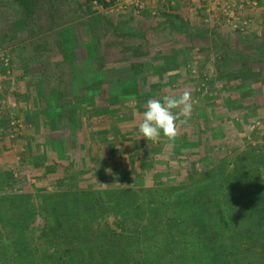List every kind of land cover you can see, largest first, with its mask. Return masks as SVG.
Instances as JSON below:
<instances>
[{
	"label": "rangeland",
	"instance_id": "obj_1",
	"mask_svg": "<svg viewBox=\"0 0 264 264\" xmlns=\"http://www.w3.org/2000/svg\"><path fill=\"white\" fill-rule=\"evenodd\" d=\"M35 1L36 17L28 21L14 0H0V72L21 75L6 84L8 92L0 85V198H5L0 205L25 201L34 211L22 232L8 225L20 220L19 211L5 214L7 225L0 221V264H56V255L69 261L70 252L84 264H112L111 253L128 232L147 233L135 215L149 191L160 204L192 186L208 188L225 164L230 171L240 162L247 144L262 142L264 30L259 24L254 30L243 27L237 0L226 1L229 9L214 18L218 24L212 18L205 22L197 11L184 12L182 0H159L154 13L149 0L142 8L123 0H104L108 6L99 0ZM253 1L247 12L258 15L260 0ZM45 62L53 75L47 82L39 77ZM185 89L196 103L176 140L140 138L146 102ZM20 93L27 97L19 106ZM57 95L64 107L55 126L50 111ZM11 174L16 181L8 185L17 191L2 184ZM69 197L74 206L63 205ZM207 211L200 232L223 264L228 259L219 257L223 242L232 241L239 217L221 238L217 215ZM47 224L51 229L45 234ZM78 245L85 252L75 254ZM138 246L142 250L146 243ZM262 248L250 246L254 264L264 262ZM250 251L242 257L249 259ZM189 252L190 259L193 252L202 255L197 245ZM196 254L192 260L201 264Z\"/></svg>",
	"mask_w": 264,
	"mask_h": 264
},
{
	"label": "trees",
	"instance_id": "obj_2",
	"mask_svg": "<svg viewBox=\"0 0 264 264\" xmlns=\"http://www.w3.org/2000/svg\"><path fill=\"white\" fill-rule=\"evenodd\" d=\"M99 2L108 6V3H105L104 0H99ZM14 4L18 5L20 11H22V15L26 14V20L29 21L30 18L34 19V17H36V14H34L35 12L32 10L36 5L35 0H14ZM20 18L23 19V16H20ZM16 22L19 21L16 20ZM21 67L22 65H19V68ZM50 67L51 65L47 64V62L42 65L43 72L39 77L45 82L50 80L48 77L53 76L52 73H50ZM0 74L4 78L0 81V85L2 86L3 84H11L13 80L21 78V75H18L15 79V76L9 77L2 72H0ZM231 78L232 80L230 81H233L234 76ZM59 82L60 81L57 79V88L59 87ZM261 82H264V77H261ZM41 87L45 93V97L50 96L46 95L48 93V89L43 87V83L41 84ZM53 87L56 88L55 85L52 84L50 88ZM3 88L7 90L8 86ZM29 102V105L31 106L32 102ZM56 104L57 106L53 108L54 111H50L54 114L53 116L57 120L55 123L53 122V125L55 124V126L59 122L58 115L63 112L62 109L64 107L61 105L62 101L58 95ZM251 146L255 147L252 148ZM256 148H259L258 152L253 151ZM243 155V157L239 158L240 162L234 161L232 163V169L230 171L226 170L227 165L225 164L221 175L213 178L210 182L212 184H210L208 188L192 186V188H190L187 192H180V194H178L170 202L160 204L153 203L152 198H150L152 197L153 192L149 191L148 193L150 197L140 203V206L136 208L137 213L135 215V219L138 221H136V223L142 224L143 229L145 231L147 230V233L139 235V232L136 229L128 232L123 237V241L117 244L119 246L117 247L116 245V252L111 253L112 255H115L112 258V264H142V262L145 264H182L180 262L183 258L189 262L188 264H195V261L192 259L196 254L193 252L196 245L197 248L201 249L202 255L199 257V255L196 254V256L200 259L201 264H208L207 262L210 264H221L216 259L218 257L217 254H214L211 249H209L208 243L205 241L206 238H204L202 235L203 233L200 232L202 227L201 225L203 224L202 222H204L205 217L203 213L204 209L209 210V212L207 211L208 213H211L212 210H214L213 212L217 215L219 226L215 222L214 223L215 227L218 229L220 228L221 230V238L226 231L228 232L232 228L231 226L228 227L229 223L232 221L231 219L239 217V220L237 221L239 225L234 227L236 228L235 231H231L234 233L232 241L229 245L223 242V249L221 250V255L219 257L228 259L226 260V263L224 261L222 263L244 264V262L247 261V264H254L253 260L255 256H253L254 253L250 251V246H261L264 251V136L262 137V142L260 143L255 145L247 144ZM111 163L116 164L115 162ZM112 168L115 169L114 166H112ZM140 168H145V165L142 163ZM100 175L104 176L105 173L101 171ZM12 181L14 182L16 180H14L13 175L11 174L8 176V181L6 183L2 182V184H6L4 186L7 187V185L11 184ZM8 186L10 190L17 191L15 190V187H13L15 184ZM57 198H60V195H57ZM208 198L211 200V203L209 202V205L204 204L203 200ZM24 199H29V196H24ZM0 200L4 201L5 198L1 197ZM132 200L135 199L131 198L129 201L135 203ZM60 201L62 204L64 203L63 199H60ZM29 204L30 206L32 205L31 203ZM66 204L75 205L71 201V197H69L67 203H64L63 205L66 206ZM119 204L125 205V202L121 200ZM23 208H25V211ZM28 208V202L26 204L25 201L21 204L15 203L12 205L11 202H8V204L0 205V221H5L4 223L6 224L4 225H7V222L10 221L7 217L10 216L6 217L5 214H16V212L19 211L18 213L21 215L20 220L9 222L8 225L14 229L18 228L20 230L19 232H22L25 230V224L31 223L34 219V211L32 210L30 212V208ZM224 211H226L227 214H224ZM70 222H72V220L69 221V224ZM60 227H62L61 222H59V227H53L51 233L53 237L58 236L56 235V231L60 229ZM43 229V233L47 234L48 230L50 231L51 229V225L47 224ZM115 235L116 234H113L112 238H115ZM119 238L121 237H117L116 239ZM56 240L57 243H59L61 236L56 238ZM140 240L146 243V246L142 249L143 251L146 250L145 255L138 246L141 242ZM156 242L158 243V246L154 247ZM244 245L246 246L244 247ZM135 247L138 249V253H135ZM240 247L241 250L251 252V257L249 259H244L242 257V253L244 251L240 252ZM83 249L87 248L80 247L78 245V250H74V253L76 254L81 250L83 251ZM189 251L193 252L192 259H190V256L188 255L190 253ZM70 253L71 258L69 261H63L62 256L56 255L54 262H56V264H67L69 262H72L71 264H84V262L81 263L83 257L75 259L74 257L77 255H73L72 252ZM144 257L146 259H143ZM256 264H264V262Z\"/></svg>",
	"mask_w": 264,
	"mask_h": 264
},
{
	"label": "clouds",
	"instance_id": "obj_3",
	"mask_svg": "<svg viewBox=\"0 0 264 264\" xmlns=\"http://www.w3.org/2000/svg\"><path fill=\"white\" fill-rule=\"evenodd\" d=\"M195 103L188 89L178 96L165 95L159 99H149L139 123L140 138L157 142L163 136L167 141L174 142L179 126L191 118Z\"/></svg>",
	"mask_w": 264,
	"mask_h": 264
},
{
	"label": "crops",
	"instance_id": "obj_4",
	"mask_svg": "<svg viewBox=\"0 0 264 264\" xmlns=\"http://www.w3.org/2000/svg\"><path fill=\"white\" fill-rule=\"evenodd\" d=\"M149 1H151V2H148L147 4H150L149 6H150V8L153 9V13H154V10L156 11V9L159 6V4H157V3L160 1L159 0H149ZM178 1H180V0H178ZM182 1H181L182 3H180V4H181V8L184 10V12L186 10L197 11L198 14L203 16V20H205V22H208L206 19H208L210 21L212 18L211 23H213V24H215V23L218 24V21L214 20V18H219L221 12H226L225 10L229 9L228 4H226L227 3L226 1L229 2V0H190V1L189 0H182ZM234 1H236V0H234ZM250 1L249 0H243V1L237 0V2L235 4V5H237V8H239V11H241L242 17L246 19V22L245 21H243L244 23L242 22L243 27L249 26V29H251V27L254 28L255 24H259V26L256 28L258 29V28H261L260 26H262V28L264 30V0H263V4H260V2L262 0L259 1V6L260 5L261 6L259 7L260 10H259L258 15H255V13L252 12L253 10H251V9H250L251 11L248 10V12H247V9H248L247 6H249L248 5L249 3H251L252 6H255V4H256V1H253V2H250ZM165 5L167 7L171 6V5H169L168 1H167V3H165ZM223 5H224V7H223ZM232 7H234V6H232ZM172 8H173V5H172ZM214 9L217 11H215ZM147 12H149V11H147ZM150 13H151V11H150ZM226 15H227V13H226ZM254 29H251V30H254ZM25 97H27L26 93H20L19 95L17 94V97H16L17 101L15 100V102H17L16 104L19 106L22 105V101H24ZM16 104L14 103L12 105L15 106ZM0 129H1L2 133H4V130L1 126H0Z\"/></svg>",
	"mask_w": 264,
	"mask_h": 264
},
{
	"label": "built area",
	"instance_id": "obj_5",
	"mask_svg": "<svg viewBox=\"0 0 264 264\" xmlns=\"http://www.w3.org/2000/svg\"><path fill=\"white\" fill-rule=\"evenodd\" d=\"M146 1V0H123V2L125 3H134V5L137 7V8H142L143 7V2Z\"/></svg>",
	"mask_w": 264,
	"mask_h": 264
}]
</instances>
